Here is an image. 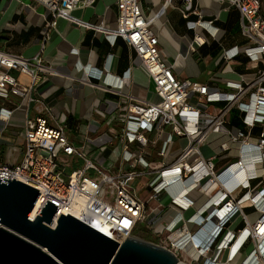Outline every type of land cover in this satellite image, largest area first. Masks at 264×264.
Listing matches in <instances>:
<instances>
[{
    "label": "built area",
    "instance_id": "2783aa9c",
    "mask_svg": "<svg viewBox=\"0 0 264 264\" xmlns=\"http://www.w3.org/2000/svg\"><path fill=\"white\" fill-rule=\"evenodd\" d=\"M35 1L50 12V26L56 25L57 18H71L74 9L95 2ZM142 1L116 0V28L84 23L103 32L112 44L119 37L124 39L140 57L160 96V101L153 102L129 95L125 106L119 104L124 111L122 128L103 139L98 159L79 150L65 126L52 123L53 116L29 115L26 105L33 100V85L44 67L43 47L32 59L0 49V177L39 189L31 220L48 200L59 206L51 227H56L61 214L73 215L66 210L78 205L88 218L73 216L120 244L123 231L133 233L146 223L157 243L176 253L184 264H233L249 245L251 250L239 264H264V0H217L226 10H239L242 34L248 39L243 48L222 47L224 72H233L231 65L241 56L248 59L244 68L253 70L227 79L224 87L176 75L162 57L159 36L149 25ZM182 15L187 28L194 30L192 51L206 45L208 38L218 40L217 19H205L197 6L182 10ZM193 15L197 18L191 19ZM83 70V78L90 82L89 77L100 79L103 74L91 66ZM14 71L29 75L31 83H22ZM128 76L107 73L104 81L122 89ZM14 119L21 128L10 130ZM214 135L218 145L206 156L202 147H213ZM7 145L17 149L9 162L2 158ZM18 156L21 159L15 162ZM77 159L83 164L73 167ZM232 178L240 180L229 189L226 182ZM162 195L168 196V205L160 201ZM202 196L205 201L197 205ZM166 208L174 213L164 224L165 233L158 234L152 226L159 219L151 213ZM192 208L193 213L186 216ZM248 209L259 213L255 222ZM237 218L244 227L231 228Z\"/></svg>",
    "mask_w": 264,
    "mask_h": 264
},
{
    "label": "crops",
    "instance_id": "0c3cea01",
    "mask_svg": "<svg viewBox=\"0 0 264 264\" xmlns=\"http://www.w3.org/2000/svg\"><path fill=\"white\" fill-rule=\"evenodd\" d=\"M142 6L150 27L159 36L162 57L180 79L224 87L227 79L253 72L244 68L248 59L243 56L231 65L233 72L223 70L222 47L238 45L243 48L248 44L247 37L242 34L241 14L237 8L226 10L217 0H193L191 5L178 0H143ZM195 6L205 19H217L214 24L220 27L218 40L208 38V43L214 42L215 47L206 56L199 53L197 46L195 51L190 49L193 36L190 39L185 34L193 31L194 35V30L187 28L182 10ZM262 12L264 15V2ZM117 16L116 0H95L92 6L76 8L71 12V18L59 17L56 25L50 26L51 14L39 2L0 0V49L32 59L43 47L44 67L33 85V100L26 105L29 115L53 116L52 123L64 125L69 139L76 147L82 146L81 151L92 159L100 156L99 146L103 139H109L122 128L120 114L124 111L119 104L125 106L129 95L151 101V95L155 93L140 57L124 39L119 37L112 44L103 32L84 24L116 28ZM90 66L93 71L102 70L100 79L89 77L90 82L83 78V68ZM107 73L121 76L128 73L129 76L124 87L119 89L104 81ZM14 74L22 83H31L29 75L18 71ZM217 138V135L212 137L214 143L213 147L208 145L210 150L217 147ZM107 153H103V157ZM76 161L78 166L83 164L81 159ZM162 197L168 205V196ZM150 204L155 205L154 202ZM168 210L152 212L151 216H157L161 221L172 212ZM230 227L244 226L237 218Z\"/></svg>",
    "mask_w": 264,
    "mask_h": 264
},
{
    "label": "water",
    "instance_id": "95a60500",
    "mask_svg": "<svg viewBox=\"0 0 264 264\" xmlns=\"http://www.w3.org/2000/svg\"><path fill=\"white\" fill-rule=\"evenodd\" d=\"M39 189L0 177V264H184L167 247L133 234L121 244L73 215L61 214L47 201L29 219Z\"/></svg>",
    "mask_w": 264,
    "mask_h": 264
},
{
    "label": "rangeland",
    "instance_id": "374dc122",
    "mask_svg": "<svg viewBox=\"0 0 264 264\" xmlns=\"http://www.w3.org/2000/svg\"><path fill=\"white\" fill-rule=\"evenodd\" d=\"M192 32H193V31H192ZM192 32H188V31H186L185 34H187V36H188L190 39H192V36H193V33H192ZM208 44H209V45L204 46V47L197 46V48H198V50H199V53H201L203 56L209 55V54L213 51V49H214V47H215L214 42H211V43H208ZM213 45H214V46H213ZM151 101H153V102H158V101H160V96H159L157 93H153V94L151 95ZM18 128H21L20 121H19L18 119H14L13 122H12V125H11V127H10V130H17ZM8 133H9V129H8ZM182 142H185V140H182ZM19 145H20V144H19ZM77 147H78L80 150H83V147H82V146L77 145ZM16 150H17V149H16L15 146H12V145H7V146H5V147L2 149V158L4 159V161H7V162L11 161V160H12L11 158L13 157L14 153H16ZM202 151H203V153H204L206 156H209V155H211V154L213 153V151L210 150V148H209L207 145H205V146L202 147ZM177 154H178V151L175 152V153H173V154L171 155V157H169L168 160L171 161L172 159H174V157H175ZM20 159H21V157L18 156V157L15 158L14 160H15V162H18V161H20ZM77 166H78V164L74 165L73 167H77ZM73 167H71L70 169H68V172H70V170H72ZM146 179H147V177H144L143 180H146ZM140 180H141V179H138V180L134 183V185L138 186L139 183L141 182ZM139 194H140L141 196H143V193L140 192ZM196 196H197L196 194L193 195V197H196ZM165 199H166V198H164V197L161 198L162 203H165ZM205 199H206V198H205L204 196L200 197V199H199L197 205H201V204L205 201ZM194 210H195V209L192 208L191 210L187 211V212L185 213V215H186V216L191 215V214L193 213ZM248 212H249V218H250V220H251L252 222H255L256 219L259 217V213L253 212L251 209H248ZM173 213H174V212L168 213L166 216H164V217L162 218L161 221L157 222L156 224H154V225L152 226L154 229H156V231L158 232V234H164V233H165V227H164L165 225H164V224H165L166 221H168V220L172 217ZM148 221H149V220H148ZM237 224H238V223H237ZM190 227H191V228H194L192 225H190ZM132 234H133L134 236L138 237V238H141V239H145V240L152 241V242H155V243L158 242L157 239H156V237H155L154 234L152 233V231L146 226V223L141 224L138 228H136V229L133 231ZM251 248H252L251 245L247 246V247H246V251L238 256V258L236 259V261H234V264H239V263L241 262V259L246 255L245 253L248 252V251H250ZM181 256L184 257V254L181 255ZM186 257L189 258V259H193V260H196V258H197V257H196L195 255H193V254H187ZM193 264H196V261H193Z\"/></svg>",
    "mask_w": 264,
    "mask_h": 264
},
{
    "label": "bare ground",
    "instance_id": "6f19581e",
    "mask_svg": "<svg viewBox=\"0 0 264 264\" xmlns=\"http://www.w3.org/2000/svg\"><path fill=\"white\" fill-rule=\"evenodd\" d=\"M240 180V178H232L230 179L228 182H226V186L231 189L233 187H231V185H236V182H238ZM67 213H71L81 219H85L88 218V215L83 211L82 208H80L78 205H73L72 207H70L68 210H66ZM36 214V209L31 213V217H34ZM132 235V233H129V231H123L121 233V238L122 239H126L128 236Z\"/></svg>",
    "mask_w": 264,
    "mask_h": 264
},
{
    "label": "trees",
    "instance_id": "16d2710c",
    "mask_svg": "<svg viewBox=\"0 0 264 264\" xmlns=\"http://www.w3.org/2000/svg\"><path fill=\"white\" fill-rule=\"evenodd\" d=\"M235 120V119H234ZM234 123H237V121L235 120Z\"/></svg>",
    "mask_w": 264,
    "mask_h": 264
}]
</instances>
